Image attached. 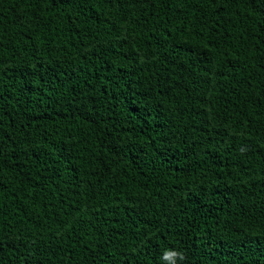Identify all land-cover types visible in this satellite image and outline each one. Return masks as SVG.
Masks as SVG:
<instances>
[{
	"label": "trees",
	"instance_id": "16d2710c",
	"mask_svg": "<svg viewBox=\"0 0 264 264\" xmlns=\"http://www.w3.org/2000/svg\"><path fill=\"white\" fill-rule=\"evenodd\" d=\"M264 264V0H0V264Z\"/></svg>",
	"mask_w": 264,
	"mask_h": 264
},
{
	"label": "clouds",
	"instance_id": "9594fccd",
	"mask_svg": "<svg viewBox=\"0 0 264 264\" xmlns=\"http://www.w3.org/2000/svg\"><path fill=\"white\" fill-rule=\"evenodd\" d=\"M184 259V254L174 249L165 250L161 257L162 264H183Z\"/></svg>",
	"mask_w": 264,
	"mask_h": 264
}]
</instances>
